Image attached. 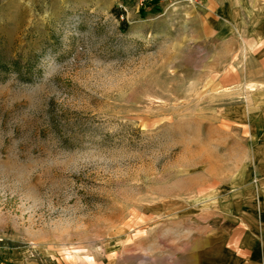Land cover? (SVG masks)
<instances>
[{
	"label": "rangeland",
	"instance_id": "obj_1",
	"mask_svg": "<svg viewBox=\"0 0 264 264\" xmlns=\"http://www.w3.org/2000/svg\"><path fill=\"white\" fill-rule=\"evenodd\" d=\"M195 1L0 0V264H183L264 195L263 44Z\"/></svg>",
	"mask_w": 264,
	"mask_h": 264
},
{
	"label": "crops",
	"instance_id": "obj_2",
	"mask_svg": "<svg viewBox=\"0 0 264 264\" xmlns=\"http://www.w3.org/2000/svg\"><path fill=\"white\" fill-rule=\"evenodd\" d=\"M191 4L208 12L206 26L246 27L250 40L264 47V0H196ZM238 208L226 212L235 222L200 238L183 264H264V195L251 196Z\"/></svg>",
	"mask_w": 264,
	"mask_h": 264
},
{
	"label": "trees",
	"instance_id": "obj_3",
	"mask_svg": "<svg viewBox=\"0 0 264 264\" xmlns=\"http://www.w3.org/2000/svg\"><path fill=\"white\" fill-rule=\"evenodd\" d=\"M145 9L144 7L141 8V10ZM123 28L126 29L127 28V22L123 21Z\"/></svg>",
	"mask_w": 264,
	"mask_h": 264
},
{
	"label": "built area",
	"instance_id": "obj_4",
	"mask_svg": "<svg viewBox=\"0 0 264 264\" xmlns=\"http://www.w3.org/2000/svg\"><path fill=\"white\" fill-rule=\"evenodd\" d=\"M146 1H147V0H138V2H139L141 5H143ZM190 1H192V0H190Z\"/></svg>",
	"mask_w": 264,
	"mask_h": 264
}]
</instances>
